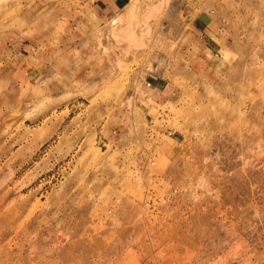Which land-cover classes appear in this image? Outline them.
Wrapping results in <instances>:
<instances>
[{
    "label": "rangeland",
    "instance_id": "1",
    "mask_svg": "<svg viewBox=\"0 0 264 264\" xmlns=\"http://www.w3.org/2000/svg\"><path fill=\"white\" fill-rule=\"evenodd\" d=\"M0 264H264V0H0Z\"/></svg>",
    "mask_w": 264,
    "mask_h": 264
},
{
    "label": "crops",
    "instance_id": "2",
    "mask_svg": "<svg viewBox=\"0 0 264 264\" xmlns=\"http://www.w3.org/2000/svg\"><path fill=\"white\" fill-rule=\"evenodd\" d=\"M105 13H106V11H105ZM192 26H193L194 29H197V31H199V33L205 31V30H206V27H207V26L205 25V22L202 21V20H197L196 22L193 23ZM206 50H209V48H206V49L204 50V52H205ZM217 53H218V52H214V58L217 57ZM148 84H149V83H148ZM149 87H150V84H149V86H146V88H149ZM149 90H150V89H149Z\"/></svg>",
    "mask_w": 264,
    "mask_h": 264
},
{
    "label": "built area",
    "instance_id": "3",
    "mask_svg": "<svg viewBox=\"0 0 264 264\" xmlns=\"http://www.w3.org/2000/svg\"><path fill=\"white\" fill-rule=\"evenodd\" d=\"M111 24L114 25L115 24V21H111ZM146 86H149V84L147 83Z\"/></svg>",
    "mask_w": 264,
    "mask_h": 264
}]
</instances>
